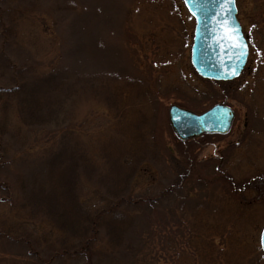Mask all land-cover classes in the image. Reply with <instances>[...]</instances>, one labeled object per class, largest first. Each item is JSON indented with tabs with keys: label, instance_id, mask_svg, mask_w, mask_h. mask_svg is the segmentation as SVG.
I'll return each instance as SVG.
<instances>
[{
	"label": "rangeland",
	"instance_id": "rangeland-1",
	"mask_svg": "<svg viewBox=\"0 0 264 264\" xmlns=\"http://www.w3.org/2000/svg\"><path fill=\"white\" fill-rule=\"evenodd\" d=\"M235 4L249 54L220 82L190 64L194 19L182 0H0V88L17 71L57 72L49 93L71 95L56 121L33 126L14 92H0V231L12 238L0 235V264H264V0ZM214 103L234 110L228 133L203 146L175 137L170 105ZM40 182L75 198L79 214L120 200L101 221L130 227L134 255L112 260L99 241L92 257L50 258L74 239L32 208ZM174 183L153 206L134 202ZM162 222L169 240L151 233Z\"/></svg>",
	"mask_w": 264,
	"mask_h": 264
},
{
	"label": "trees",
	"instance_id": "trees-1",
	"mask_svg": "<svg viewBox=\"0 0 264 264\" xmlns=\"http://www.w3.org/2000/svg\"><path fill=\"white\" fill-rule=\"evenodd\" d=\"M53 74V72L41 73L34 76L33 79H29L27 75L22 78L19 71H17L16 75L12 77L10 81V83L14 81V84L10 87L2 86L0 88V92H14L16 95L15 99L17 103V110L25 124L33 126L42 125L44 123L51 124L59 118L62 110L66 111L64 105L66 101L71 98V95L64 97L66 95L56 96L49 93L53 90L52 84H54L57 77V72H55L52 77ZM41 80L45 81L41 82ZM69 93L71 94L70 91ZM53 113L55 114L52 116ZM230 181L234 189V183L236 184V182H234L233 179ZM248 183L252 182L249 181ZM261 185L262 192L264 193L263 181ZM176 186L174 183L171 187L165 188L160 191V194H157L154 197H139L134 202H138L143 205L151 204V206H153L160 197L163 196L166 198V196H169L170 193L176 189ZM262 192H257V194H263ZM65 195V192H61L56 195L54 191L48 190V187H46V185L42 182L31 186L28 193V201L30 202L32 208L40 209V213H43L45 217L53 220L56 226L55 228H63L65 230L67 235L65 236L66 238L71 237L74 239V243L58 245L54 252L49 256L50 258L54 257L57 259L66 255H70L71 257L73 256L77 259L83 256L88 258L92 257L95 250V243L99 245V241L103 242L105 245H109L106 247L104 255L111 257L112 260L115 259L118 252L123 249L128 250L126 252L127 254L134 255L132 252L133 247L130 246L132 242L129 244V241L125 239V233H127L130 227L125 224H111L113 222L101 221L103 220V214L113 210V206H118L119 203L117 202H120V200H117L116 203H111L107 208H101L94 213L79 214L74 206L75 198L70 197V200H74L70 201L66 199ZM128 202L130 203V201ZM67 206H70V210L72 212L74 211L73 215H67L64 213V207ZM161 224H159V228L155 231H151V233L155 235L160 233L161 235H158V237L161 236L166 239L168 237L169 240V235H171L170 237H173L171 230L168 227V224H164L163 222ZM103 234L107 235L109 240L100 239V236ZM0 235L1 237L6 236L9 237V239H12L10 238V234L5 231H0ZM18 238L23 239V237ZM116 245L120 248H116ZM122 245L125 246L122 247ZM98 255L99 258L96 261L97 263L102 258H100V256L103 255V253L99 252Z\"/></svg>",
	"mask_w": 264,
	"mask_h": 264
},
{
	"label": "water",
	"instance_id": "water-1",
	"mask_svg": "<svg viewBox=\"0 0 264 264\" xmlns=\"http://www.w3.org/2000/svg\"><path fill=\"white\" fill-rule=\"evenodd\" d=\"M195 20L190 63L196 73L208 79L229 80L242 71L248 47L236 17L234 0H183ZM235 29L239 43L246 46V55L221 39V24ZM235 73V74H234ZM231 109L215 104L202 113H194L177 105L168 108V120L175 136L184 141L201 133H226L232 120ZM260 247L264 252V227L260 233Z\"/></svg>",
	"mask_w": 264,
	"mask_h": 264
},
{
	"label": "snow or ice",
	"instance_id": "snow-or-ice-1",
	"mask_svg": "<svg viewBox=\"0 0 264 264\" xmlns=\"http://www.w3.org/2000/svg\"><path fill=\"white\" fill-rule=\"evenodd\" d=\"M221 39L228 41L233 48H239L242 55H246V46L239 43V38L236 36L235 29H232L227 24H221ZM235 74V73H234Z\"/></svg>",
	"mask_w": 264,
	"mask_h": 264
},
{
	"label": "flooded vegetation",
	"instance_id": "flooded-vegetation-1",
	"mask_svg": "<svg viewBox=\"0 0 264 264\" xmlns=\"http://www.w3.org/2000/svg\"><path fill=\"white\" fill-rule=\"evenodd\" d=\"M232 114H233V118H232V122H233V119H234V110L232 109ZM231 126H232V123H231ZM231 126H230V129H231ZM229 129V131H230ZM228 131V132H229ZM227 132V133H228ZM224 134H217V133H203L201 134L200 138H201V145H206V143L209 141L210 137H218V136H222Z\"/></svg>",
	"mask_w": 264,
	"mask_h": 264
}]
</instances>
